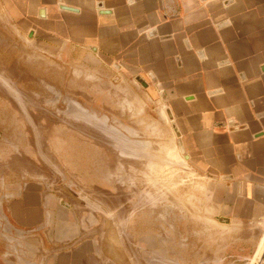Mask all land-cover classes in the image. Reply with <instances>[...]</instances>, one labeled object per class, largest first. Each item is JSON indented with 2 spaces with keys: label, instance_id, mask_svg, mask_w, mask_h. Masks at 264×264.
<instances>
[{
  "label": "rangeland",
  "instance_id": "obj_1",
  "mask_svg": "<svg viewBox=\"0 0 264 264\" xmlns=\"http://www.w3.org/2000/svg\"><path fill=\"white\" fill-rule=\"evenodd\" d=\"M6 27L0 264H228L238 249L195 209L200 174L155 105L105 68L75 83Z\"/></svg>",
  "mask_w": 264,
  "mask_h": 264
},
{
  "label": "crops",
  "instance_id": "obj_2",
  "mask_svg": "<svg viewBox=\"0 0 264 264\" xmlns=\"http://www.w3.org/2000/svg\"><path fill=\"white\" fill-rule=\"evenodd\" d=\"M5 25L81 85L105 68L154 104L238 249L221 262L264 264V0H0V48Z\"/></svg>",
  "mask_w": 264,
  "mask_h": 264
},
{
  "label": "water",
  "instance_id": "obj_3",
  "mask_svg": "<svg viewBox=\"0 0 264 264\" xmlns=\"http://www.w3.org/2000/svg\"><path fill=\"white\" fill-rule=\"evenodd\" d=\"M65 8L73 9L72 7H68V6H65ZM168 111H169V110H168ZM169 117H170V119H173V116H172V114L170 113V111H169ZM174 126L177 127L175 123H174ZM179 142H180L181 152L185 155L186 158H188V155L185 154V149H184V147H183V144H182L181 140H180Z\"/></svg>",
  "mask_w": 264,
  "mask_h": 264
}]
</instances>
